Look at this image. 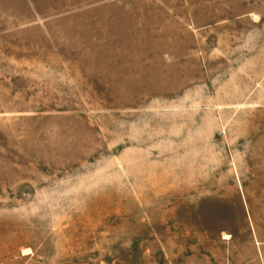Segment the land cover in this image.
Returning a JSON list of instances; mask_svg holds the SVG:
<instances>
[{"label": "rangeland", "instance_id": "obj_1", "mask_svg": "<svg viewBox=\"0 0 264 264\" xmlns=\"http://www.w3.org/2000/svg\"><path fill=\"white\" fill-rule=\"evenodd\" d=\"M0 264H264V0H0Z\"/></svg>", "mask_w": 264, "mask_h": 264}]
</instances>
